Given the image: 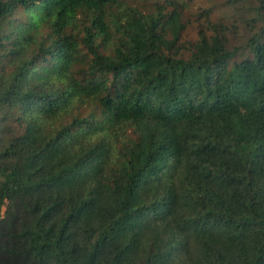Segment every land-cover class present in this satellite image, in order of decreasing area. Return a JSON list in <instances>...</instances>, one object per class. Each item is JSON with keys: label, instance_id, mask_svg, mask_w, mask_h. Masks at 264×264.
<instances>
[{"label": "trees", "instance_id": "1", "mask_svg": "<svg viewBox=\"0 0 264 264\" xmlns=\"http://www.w3.org/2000/svg\"><path fill=\"white\" fill-rule=\"evenodd\" d=\"M134 1L0 0V264H264V27Z\"/></svg>", "mask_w": 264, "mask_h": 264}, {"label": "rangeland", "instance_id": "2", "mask_svg": "<svg viewBox=\"0 0 264 264\" xmlns=\"http://www.w3.org/2000/svg\"><path fill=\"white\" fill-rule=\"evenodd\" d=\"M186 3L185 11L183 12V23L185 29L181 34L182 42L195 43L198 40L199 32L204 29L202 26L205 23V11L211 10L209 16L211 22L224 21L226 25H230V47L241 46L245 43L246 38L251 31L256 32L264 27V22H258L252 30V25H247L243 19H251L253 13L250 12L249 5L245 0H180ZM135 3L151 4L152 1H134ZM250 2L255 5L253 0ZM245 7V8H244Z\"/></svg>", "mask_w": 264, "mask_h": 264}]
</instances>
